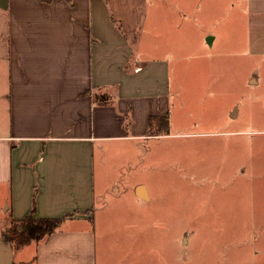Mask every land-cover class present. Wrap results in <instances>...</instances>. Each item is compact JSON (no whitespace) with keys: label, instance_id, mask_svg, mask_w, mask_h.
<instances>
[{"label":"crops","instance_id":"1","mask_svg":"<svg viewBox=\"0 0 264 264\" xmlns=\"http://www.w3.org/2000/svg\"><path fill=\"white\" fill-rule=\"evenodd\" d=\"M192 3L0 0V236L27 216L62 218L41 239L6 238L11 264H117L115 232L164 217L150 208L153 191L126 171L130 161L107 156L109 142L153 137L149 117L169 116L177 78L203 86L213 68L233 69L235 47L246 82L264 90V0H243L240 39L229 29L203 34L204 47L225 43L220 58L183 55L190 43L172 29L194 19ZM140 246L124 249L127 264L152 258L154 247Z\"/></svg>","mask_w":264,"mask_h":264},{"label":"rangeland","instance_id":"2","mask_svg":"<svg viewBox=\"0 0 264 264\" xmlns=\"http://www.w3.org/2000/svg\"><path fill=\"white\" fill-rule=\"evenodd\" d=\"M192 2L188 11L194 19L186 15L175 23L179 30L172 29L185 32L190 43L183 55L225 57V43L199 42L206 31L227 29L228 37L231 30L240 39L243 0ZM244 55L235 47L227 57L233 69L213 68L203 86L186 81L187 75L177 78L167 134L149 135L136 147L109 142L107 156L114 152L130 161L126 171L153 191L150 208H159L164 217L155 216L146 229L137 225L115 232L121 250L117 264H127L123 251L129 244L133 251L143 244L155 249L152 258L145 254L136 264H161L159 257L163 264H264V132H258L264 129V90L246 82ZM226 103L239 110L237 120L229 121Z\"/></svg>","mask_w":264,"mask_h":264},{"label":"trees","instance_id":"3","mask_svg":"<svg viewBox=\"0 0 264 264\" xmlns=\"http://www.w3.org/2000/svg\"><path fill=\"white\" fill-rule=\"evenodd\" d=\"M154 128V130H153ZM169 117L164 116H150L147 135H163L168 133ZM62 218H42L35 219L31 216H27L20 220L13 221V225L9 228L11 238H15L17 243L24 244L29 240H38L44 236L55 231ZM23 229L20 230L18 227Z\"/></svg>","mask_w":264,"mask_h":264},{"label":"water","instance_id":"4","mask_svg":"<svg viewBox=\"0 0 264 264\" xmlns=\"http://www.w3.org/2000/svg\"><path fill=\"white\" fill-rule=\"evenodd\" d=\"M1 258L4 260L5 264H11V253L7 246L6 238L3 236L0 237V259Z\"/></svg>","mask_w":264,"mask_h":264}]
</instances>
